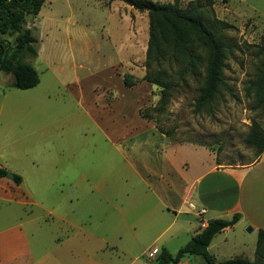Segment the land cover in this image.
I'll return each mask as SVG.
<instances>
[{"label":"rangeland","instance_id":"obj_1","mask_svg":"<svg viewBox=\"0 0 264 264\" xmlns=\"http://www.w3.org/2000/svg\"><path fill=\"white\" fill-rule=\"evenodd\" d=\"M156 1L185 6L190 0ZM211 7L229 25L224 35L231 49L222 69L229 88L199 111L194 103L201 63L194 73L175 61L146 68V11L120 0H44L39 12L27 17L38 54L24 59L39 81L16 88L12 76L0 70V165L24 176L37 204L0 200V229L23 223L34 255L47 254L42 264H86L85 250L97 244L90 238L87 246L80 230L110 239L121 216L158 221L136 249L151 251L146 246L171 221L173 211L166 206L174 204L163 189L171 178L149 171L154 164L168 160L172 179L180 184L205 158L220 166L256 159L245 137L253 120L264 130V111L252 107L245 87L258 64L264 0H212ZM157 71L173 84L164 98L161 88L144 78ZM62 213L76 225L62 221ZM69 232L68 241L59 244L57 238ZM70 244L76 254L67 261L57 249ZM91 256L99 264L100 254ZM112 261L100 264H121L124 257Z\"/></svg>","mask_w":264,"mask_h":264},{"label":"crops","instance_id":"obj_2","mask_svg":"<svg viewBox=\"0 0 264 264\" xmlns=\"http://www.w3.org/2000/svg\"><path fill=\"white\" fill-rule=\"evenodd\" d=\"M164 138L166 136L159 140ZM168 143L173 146L171 142ZM175 148L173 146V150ZM173 170L174 166L168 163V160H165V163L161 161L159 164H154L153 168L149 169L162 178L165 175L171 178L169 189L165 187L163 189L168 196L167 199L174 201L173 207L166 206L167 211H173L171 221L146 246L156 249L155 254L152 256L150 250L146 254L136 249L142 244L141 235L152 229L156 230L158 221L141 215L131 218L129 222L127 218L121 216L119 223L114 226V234L110 239L96 234L91 229L81 227L85 244L90 245L88 242L90 238L96 239L97 244L95 247L89 246L91 247L89 251L85 250L86 255L89 256L86 264L92 262L94 264L92 260L94 256L91 254H100L99 264L113 262L112 258H118L119 255L124 257L121 264H155L154 259L160 248L165 247L173 254L201 228L196 216V209L200 207L205 208L202 217L206 223L214 218H229L233 213H239V219L217 232L207 246L208 253L215 262L234 257L243 258L249 263L254 260L257 231L264 230V150L253 162L245 166L210 165L205 158L193 177L181 178L180 184L172 179ZM141 172L143 175L147 173L144 169ZM21 179V182L16 184L11 179L0 176V200L15 201L24 205L37 204L25 186L24 176H21ZM176 187L178 193L174 191ZM180 214L185 216L179 217ZM58 215L66 224L76 225L67 216L68 214ZM30 220L28 218L25 222ZM248 225L252 227L251 232L246 231ZM170 228H173L172 231L165 237L164 232ZM70 234L71 232L65 233L62 238H57L59 244L65 242ZM169 245L174 246L170 248ZM58 250L63 257L66 256L67 261L74 259L72 251L76 254L75 247L73 248L71 244L59 247ZM142 255L145 256L144 259ZM46 258L47 254L44 252L38 257L34 255L23 223L0 229V264H42ZM54 260L57 262L56 257ZM95 264H98L97 261ZM169 264H206V262L199 254H185L179 261Z\"/></svg>","mask_w":264,"mask_h":264},{"label":"trees","instance_id":"obj_3","mask_svg":"<svg viewBox=\"0 0 264 264\" xmlns=\"http://www.w3.org/2000/svg\"><path fill=\"white\" fill-rule=\"evenodd\" d=\"M127 5L146 11L148 17V40L145 51L147 69L158 67L164 61L183 64L182 70L194 73L198 63L202 64L201 84L197 89L195 110L206 109L221 89H228L222 69L230 52L224 30L229 26L214 16L212 0H190L185 6L174 2L156 0H120ZM44 0H0V70L12 76L11 86L29 88L39 81L37 70L28 63L25 56H36L37 38L26 26L28 16H35ZM12 36V41L3 38ZM258 64L254 76L247 81L245 96L252 100V107L264 111V36L255 45ZM161 88L162 97L172 89V82L166 80L161 71L144 77ZM245 142L253 146L258 156L264 150V130L253 120ZM0 176L21 182L20 174L0 165ZM239 213L229 218L219 217L208 221L175 253L165 247L157 252L155 264L177 262L185 254H199L206 264H264V230L257 231L255 258L249 263L243 258L234 257L215 262L208 253L207 246L212 237L221 229L234 224Z\"/></svg>","mask_w":264,"mask_h":264},{"label":"built area","instance_id":"obj_4","mask_svg":"<svg viewBox=\"0 0 264 264\" xmlns=\"http://www.w3.org/2000/svg\"><path fill=\"white\" fill-rule=\"evenodd\" d=\"M205 212V208L204 207H200L198 209H196V216L199 222V225L201 228L205 227L207 225L206 221L203 219L202 214ZM156 252V249H152L150 251V254L153 256Z\"/></svg>","mask_w":264,"mask_h":264},{"label":"water","instance_id":"obj_5","mask_svg":"<svg viewBox=\"0 0 264 264\" xmlns=\"http://www.w3.org/2000/svg\"><path fill=\"white\" fill-rule=\"evenodd\" d=\"M246 231H247V232H251V231H252V227H251L250 225H248V226L246 227Z\"/></svg>","mask_w":264,"mask_h":264}]
</instances>
